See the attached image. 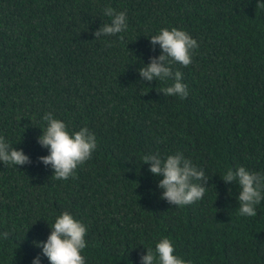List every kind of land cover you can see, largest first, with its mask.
<instances>
[{
    "label": "trees",
    "instance_id": "trees-1",
    "mask_svg": "<svg viewBox=\"0 0 264 264\" xmlns=\"http://www.w3.org/2000/svg\"><path fill=\"white\" fill-rule=\"evenodd\" d=\"M260 0H0V136L31 163L0 162V264H50L46 242L63 212L82 222L86 264H142L163 238L192 264H264V200L238 214L239 166L264 174V7ZM111 6L127 15L116 36L95 32ZM177 28L194 38L182 73L188 97L165 96L173 81H144L159 57L150 37ZM123 36V40L120 36ZM96 135L91 158L58 180L39 158L44 115ZM182 152L208 179L186 206L162 199L143 156ZM9 233L8 238L3 233Z\"/></svg>",
    "mask_w": 264,
    "mask_h": 264
},
{
    "label": "clouds",
    "instance_id": "clouds-1",
    "mask_svg": "<svg viewBox=\"0 0 264 264\" xmlns=\"http://www.w3.org/2000/svg\"><path fill=\"white\" fill-rule=\"evenodd\" d=\"M258 7H264V0H260ZM103 14L110 18L109 23H103L95 32L96 39L101 36H116L124 32L127 25L125 12H117L111 6L103 9ZM123 40V36H120ZM153 50L158 44L162 50L159 57H151V63L139 69L140 77L147 82L153 80L168 81L170 86L160 89L165 96H178L186 99L189 95L187 85L182 83V73L173 72L172 63L177 62L187 67L192 62L193 50L198 47L197 41L184 30L175 27L169 30L163 28L159 34L150 37ZM47 127L38 138V142L50 152L39 159L50 165L54 170L55 179L68 180L73 177L78 166L88 161L97 147L95 133L88 127L70 133L65 122L53 117L52 113L44 115ZM0 162L15 166L30 164L31 160L22 149L17 150L0 136ZM143 163L150 165V172L155 176H162L159 187L163 190L162 199L171 205L186 206L201 200L207 190L208 179L205 172L186 158L182 152L170 154L161 158L157 154L143 156ZM222 180L225 183L235 182L239 185L238 214L244 217L257 216L256 206L264 200V174L252 172L243 166L236 169L229 168ZM51 234L46 242H37L43 255L50 264H86L85 257L81 254L87 247L85 236L86 226L76 220L69 212L59 215L51 226ZM5 239L9 233L2 234ZM175 248L168 238L161 239L156 244L155 252L147 249V254L142 255V264H192L175 255ZM33 264H41L40 257L33 260Z\"/></svg>",
    "mask_w": 264,
    "mask_h": 264
}]
</instances>
